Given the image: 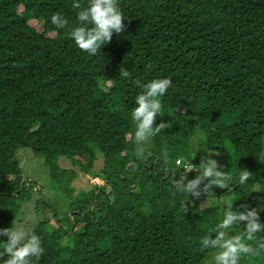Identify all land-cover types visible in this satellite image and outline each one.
<instances>
[{
	"label": "trees",
	"instance_id": "obj_1",
	"mask_svg": "<svg viewBox=\"0 0 264 264\" xmlns=\"http://www.w3.org/2000/svg\"><path fill=\"white\" fill-rule=\"evenodd\" d=\"M72 2L0 0V228L11 227L30 200L27 154L52 180L67 183L69 173L58 166L64 156L83 165V176L87 170L105 183L90 182L76 197L66 189L70 214H58L48 201L37 204L53 213L34 220L45 252L33 264H205L213 250L201 249L199 239L221 220L227 195L235 210L256 207L264 223V194L254 190L264 186V0H119L125 30L95 56L51 23L60 12L77 25ZM163 77L172 86L156 122L172 126L141 160L131 120L141 91L135 81ZM164 151L195 165L222 153L233 182L241 168L253 176L243 186H214L208 198L186 199L162 164ZM97 154L103 170L89 172ZM172 167L178 179L183 166ZM257 236L264 241V232ZM7 259L0 256V264ZM241 264H264V252Z\"/></svg>",
	"mask_w": 264,
	"mask_h": 264
},
{
	"label": "clouds",
	"instance_id": "obj_2",
	"mask_svg": "<svg viewBox=\"0 0 264 264\" xmlns=\"http://www.w3.org/2000/svg\"><path fill=\"white\" fill-rule=\"evenodd\" d=\"M71 6L76 10L77 25H71L60 12L51 16V23L56 29L70 32L76 46L89 56L100 53L101 47L110 43L113 33L119 34L125 30V17L119 7V0H87L86 4L82 0H73ZM118 72L125 79L130 76V72L122 64ZM135 85L141 91L136 95V106L131 110V120L135 126L133 143L136 145V157L142 160L152 140L172 126L170 121L156 122L158 117L164 116L165 105L161 98L172 86V81L163 77L148 82L136 80ZM178 160H182V163L179 164ZM189 161L190 159L185 162L183 158H178L174 162L169 152L162 153V164L171 173L175 192L185 194L186 199L189 195L198 199L202 194L208 198L214 195V186L229 190L232 183L243 186L253 176L252 172L241 168L238 179L233 182V177L222 170L224 165L216 159L205 156L198 165ZM174 163L181 166L186 163L178 179L175 178L177 174L172 167ZM131 167L135 169L137 164L131 162ZM192 171L197 174L189 179L187 173ZM240 208L242 210H235L230 203L221 220L200 237L201 249L214 250L209 264H241L242 259L251 260L264 252V241L257 236L264 232V223L260 222L257 208H250L246 204L240 205ZM241 224L243 228L233 234L232 230L239 228ZM0 237L7 238L0 240V256L8 257L5 264H33V258L39 260L45 252L42 237L25 225L17 226L12 223L9 228H0Z\"/></svg>",
	"mask_w": 264,
	"mask_h": 264
},
{
	"label": "rangeland",
	"instance_id": "obj_3",
	"mask_svg": "<svg viewBox=\"0 0 264 264\" xmlns=\"http://www.w3.org/2000/svg\"><path fill=\"white\" fill-rule=\"evenodd\" d=\"M18 9L19 11H21L22 7H19ZM30 24L33 25L37 30H41L38 22L30 21ZM134 148V153H136V145H134ZM210 158L218 160L220 164L224 165V168L222 170L226 171V173L228 172L230 161L227 155L222 153H218V155L210 153ZM144 159L145 154L142 160ZM58 166L64 169L65 173H69L70 176L67 183H63L60 180L61 177H57L56 179L52 180L48 169L41 163V160H39L35 155L27 154L24 161L25 169L23 170V179L25 181V186H28L27 183L31 182V185L28 187L30 188L28 191V197L30 198V200L26 198L22 201V206L20 207L18 215L15 217L13 224L17 226L25 225L27 227L34 228V220L36 219V215L43 212L45 213V216L47 218H50L53 213L52 210L42 211V206H37V204L42 200L48 201L52 205L53 210H55L58 214H70L73 207V205L71 204L73 197L68 199L65 196V194H67L66 189L71 190L76 197L79 191L87 190L88 188H90V186H93V184H91L90 182L95 184L105 183L104 179L98 176H94L93 173H88L87 170L86 174L89 175L85 174V176H83L82 173L85 170L83 168V165L73 163L69 158H66L64 156L58 158ZM103 166V158L101 157V154H97L96 160L94 161L93 166L90 168L89 172H99L101 168L103 170ZM62 179L65 180L64 178ZM257 189L261 190L255 191L256 194H264L263 185L256 184L254 190ZM232 201V194H229L224 198V202L228 205L230 203H233ZM212 252L208 254V257L205 260V264H209Z\"/></svg>",
	"mask_w": 264,
	"mask_h": 264
},
{
	"label": "built area",
	"instance_id": "obj_4",
	"mask_svg": "<svg viewBox=\"0 0 264 264\" xmlns=\"http://www.w3.org/2000/svg\"><path fill=\"white\" fill-rule=\"evenodd\" d=\"M177 162H179V164H181V163H182V162H181V160H178ZM185 164H186V163H184V164H183V166H184Z\"/></svg>",
	"mask_w": 264,
	"mask_h": 264
}]
</instances>
